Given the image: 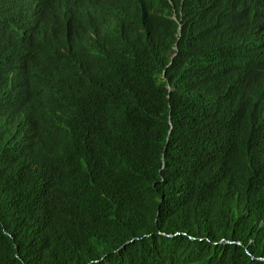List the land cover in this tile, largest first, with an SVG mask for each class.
<instances>
[{"label": "trees", "instance_id": "trees-1", "mask_svg": "<svg viewBox=\"0 0 264 264\" xmlns=\"http://www.w3.org/2000/svg\"><path fill=\"white\" fill-rule=\"evenodd\" d=\"M229 1L202 0L188 24L206 20L209 49L183 36L171 100L138 96L140 122L121 95L137 96L133 70L168 63L175 29L147 43L129 27L82 54L41 39L0 51V264H264V98L236 119L196 105ZM42 23L18 20L23 35Z\"/></svg>", "mask_w": 264, "mask_h": 264}, {"label": "clouds", "instance_id": "clouds-1", "mask_svg": "<svg viewBox=\"0 0 264 264\" xmlns=\"http://www.w3.org/2000/svg\"><path fill=\"white\" fill-rule=\"evenodd\" d=\"M201 4L202 0H0V51L8 50L11 44L17 51L41 39L57 53L73 48L75 54H82L120 44L129 27L134 29L137 41L147 43L146 39L165 38L175 29L174 53L168 63L153 59L138 67V71L133 70L131 79L137 96L127 89L121 95L125 119L130 116L140 122L150 112L138 96L153 99L155 91L164 86L167 102L171 100L175 91L172 82L177 78L173 67H176L183 36L190 35L189 39L196 38L201 46L209 49L206 20L199 23L197 31L188 24L194 18L203 17ZM21 15L24 26L42 18L37 35L22 34L17 18ZM216 21L224 25L222 38L214 36L212 40L217 46L216 55L193 77L196 97L206 98V101L196 99L197 108L208 120L214 118L215 112L224 110L230 117L235 115V119L249 112L259 114L264 98V0H230ZM254 22L260 24L262 37H257L251 29ZM110 26L113 28L104 29ZM3 27H14L23 39L7 38ZM224 57L227 60L222 62ZM172 131L171 125L169 135Z\"/></svg>", "mask_w": 264, "mask_h": 264}, {"label": "bare ground", "instance_id": "bare-ground-1", "mask_svg": "<svg viewBox=\"0 0 264 264\" xmlns=\"http://www.w3.org/2000/svg\"><path fill=\"white\" fill-rule=\"evenodd\" d=\"M37 14H39L38 11H37ZM18 20L21 22V17H18ZM251 29L254 31V33H255V35L257 37H262L263 36V32L261 30L260 25L253 23Z\"/></svg>", "mask_w": 264, "mask_h": 264}, {"label": "water", "instance_id": "water-1", "mask_svg": "<svg viewBox=\"0 0 264 264\" xmlns=\"http://www.w3.org/2000/svg\"><path fill=\"white\" fill-rule=\"evenodd\" d=\"M240 2V1H239ZM21 19H22V22H23V24H24V20H23V16L21 15ZM199 55V54H198ZM205 58V57H204ZM227 60V58L226 57H224L221 61L222 62H225ZM207 108V107H206ZM145 114V113H144ZM150 118H151V115H150ZM169 140V138H167V141Z\"/></svg>", "mask_w": 264, "mask_h": 264}]
</instances>
